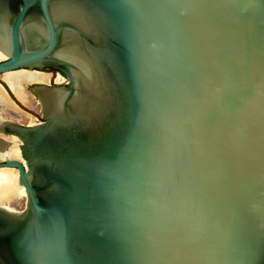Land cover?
I'll use <instances>...</instances> for the list:
<instances>
[{"label":"water","instance_id":"obj_1","mask_svg":"<svg viewBox=\"0 0 264 264\" xmlns=\"http://www.w3.org/2000/svg\"><path fill=\"white\" fill-rule=\"evenodd\" d=\"M0 53L67 79L10 127L0 264H264V0H0Z\"/></svg>","mask_w":264,"mask_h":264},{"label":"flooded vegetation","instance_id":"obj_2","mask_svg":"<svg viewBox=\"0 0 264 264\" xmlns=\"http://www.w3.org/2000/svg\"><path fill=\"white\" fill-rule=\"evenodd\" d=\"M19 71V70H17ZM28 72L46 73L49 74L47 81L29 80L20 84V92L26 99V103H23L18 96L13 92L10 86L0 78L3 83H0V163L5 162L9 158H18V138L10 131V127L13 124L30 125L34 122H25L22 119L20 101L23 104H27L31 101V97H36V94L32 90V86L35 84H61L67 85V79L63 73L57 69L51 67H43L39 70H24ZM2 87V88H1ZM2 93V95H1ZM5 93V94H4ZM41 120V116H40ZM39 120V121H40ZM0 196L4 199V192L0 188Z\"/></svg>","mask_w":264,"mask_h":264},{"label":"bare ground","instance_id":"obj_3","mask_svg":"<svg viewBox=\"0 0 264 264\" xmlns=\"http://www.w3.org/2000/svg\"><path fill=\"white\" fill-rule=\"evenodd\" d=\"M3 58L4 56L0 53V60H2ZM48 78H49V74L28 72L24 70L7 72L4 73V75H2V79L10 86L13 92L18 96V98L23 103H26V99L20 92V84L22 82H27L29 80H34V79L40 81H47ZM16 187H18L19 190L18 192L23 193L25 195L24 188L22 186H19L17 183V172L14 171L13 169H7V168L0 169V188L3 190V192L5 193L7 191L15 194L13 191L15 190ZM0 204H5V197L3 199V197L0 196Z\"/></svg>","mask_w":264,"mask_h":264},{"label":"rangeland","instance_id":"obj_4","mask_svg":"<svg viewBox=\"0 0 264 264\" xmlns=\"http://www.w3.org/2000/svg\"><path fill=\"white\" fill-rule=\"evenodd\" d=\"M0 83H3L1 78H0ZM17 102L19 103L21 108L23 121L36 123L40 120V116H41L40 105L35 97L32 96L31 101H29L27 104H23L18 100ZM18 191H19L18 187H16L15 190L13 191L15 194L6 191L4 193V196H5V204L9 205L14 209L20 210L25 205V195Z\"/></svg>","mask_w":264,"mask_h":264}]
</instances>
